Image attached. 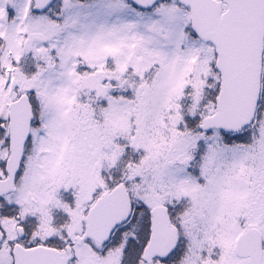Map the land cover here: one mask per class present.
I'll list each match as a JSON object with an SVG mask.
<instances>
[{"label": "snow or ice", "instance_id": "6c2138e0", "mask_svg": "<svg viewBox=\"0 0 264 264\" xmlns=\"http://www.w3.org/2000/svg\"><path fill=\"white\" fill-rule=\"evenodd\" d=\"M0 264H264V0H0Z\"/></svg>", "mask_w": 264, "mask_h": 264}]
</instances>
